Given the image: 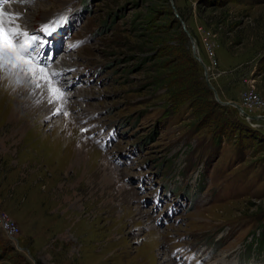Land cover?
Masks as SVG:
<instances>
[{
  "label": "rangeland",
  "instance_id": "rangeland-1",
  "mask_svg": "<svg viewBox=\"0 0 264 264\" xmlns=\"http://www.w3.org/2000/svg\"><path fill=\"white\" fill-rule=\"evenodd\" d=\"M3 7L6 28L13 10L36 37L38 74L4 53L17 67L0 69V212L19 233L0 229V264H264V0ZM180 21L206 65L210 33L206 78ZM175 47L219 100L258 101L199 115L171 101Z\"/></svg>",
  "mask_w": 264,
  "mask_h": 264
},
{
  "label": "trees",
  "instance_id": "trees-1",
  "mask_svg": "<svg viewBox=\"0 0 264 264\" xmlns=\"http://www.w3.org/2000/svg\"><path fill=\"white\" fill-rule=\"evenodd\" d=\"M172 16V14H171ZM174 18L177 20V18L174 16ZM178 22V20L176 21ZM174 47L171 45V48ZM178 50V51H177ZM171 53L175 56V59L177 61H173V64L169 66L168 70L169 73H167L162 79L163 84L166 86V89H169V97L171 98V101H174L175 103H183L186 102L193 110V113L199 115L203 112H206L209 106H213L219 109H223L221 104L213 100L211 103H205L203 101V96L210 95L211 91L207 89L202 82L197 79V77L194 75H191L189 72V69L185 62H193L191 57H189V53H185V49L182 48V52L180 54V48H174V50L171 51ZM179 58H182L181 62L178 60ZM185 60V61H184ZM171 63V62H170ZM202 67V66H201ZM213 123V121H210ZM216 125L220 122L214 121ZM251 126V125H250ZM258 245L260 248L264 251V243H262V240L258 242Z\"/></svg>",
  "mask_w": 264,
  "mask_h": 264
},
{
  "label": "snow or ice",
  "instance_id": "snow-or-ice-1",
  "mask_svg": "<svg viewBox=\"0 0 264 264\" xmlns=\"http://www.w3.org/2000/svg\"><path fill=\"white\" fill-rule=\"evenodd\" d=\"M10 2L11 0H0V69L3 68L5 63L11 64L13 68L17 67V64L13 63L11 60H4V53L10 52L15 56L16 60L22 62V64L30 65V67H28L27 69L21 68V71H27L32 73L33 76H36V73L34 71L35 65L33 64V60L35 58L33 57L32 51L30 50L33 48V43L35 42L36 37L29 36L27 32L22 31L18 27H16L14 25V20L9 21L13 25V27H5V21L3 18L5 15V9L3 6L4 4ZM16 15L18 16L19 14ZM60 19L63 20L64 18L61 17ZM40 72L43 73L44 69L41 68ZM53 75H55V73H53ZM39 78L44 79L46 77L40 76ZM37 86L39 87L38 84ZM53 91L55 93H58V95L55 96L56 99H60L63 97V93L60 92L59 89H54Z\"/></svg>",
  "mask_w": 264,
  "mask_h": 264
},
{
  "label": "built area",
  "instance_id": "built-area-1",
  "mask_svg": "<svg viewBox=\"0 0 264 264\" xmlns=\"http://www.w3.org/2000/svg\"><path fill=\"white\" fill-rule=\"evenodd\" d=\"M204 53L209 61L207 69L210 68L211 63H215V50L213 43L210 40V33L202 35L200 40ZM258 101L257 95L250 92H246L243 99L238 103L242 108L250 106L253 102ZM0 229L6 235V237L12 241H16L19 233L18 225L14 223L6 214L0 212ZM252 240V239H251Z\"/></svg>",
  "mask_w": 264,
  "mask_h": 264
},
{
  "label": "water",
  "instance_id": "water-1",
  "mask_svg": "<svg viewBox=\"0 0 264 264\" xmlns=\"http://www.w3.org/2000/svg\"><path fill=\"white\" fill-rule=\"evenodd\" d=\"M180 23L182 24V27H183V29H184L186 35L188 36L189 41H190V43L192 44V46H193V44L196 45L194 36L191 35V34L187 31V29L185 28V26H184V24H183L182 21H180ZM192 54H193L194 58L197 59V60L200 62L201 66H202V68H203V71H204V76H205V78H206V77H207V67L205 66V63H203V60L201 59V57H200V55H199V52L196 51V50L193 48V50H192ZM206 83H207L208 87L211 89V91H212L214 97L216 98V100H217L220 104H222V105H226V104H228V105H232L233 107H235V108L237 109V111H239L240 113H243V109H242V107H241L239 104H236L235 102H225V101H221V100H219L218 95H217L215 89L212 87L211 83H210L209 81H206ZM247 118H248V117H247Z\"/></svg>",
  "mask_w": 264,
  "mask_h": 264
},
{
  "label": "bare ground",
  "instance_id": "bare-ground-1",
  "mask_svg": "<svg viewBox=\"0 0 264 264\" xmlns=\"http://www.w3.org/2000/svg\"><path fill=\"white\" fill-rule=\"evenodd\" d=\"M10 5V4H9ZM7 6V5H6ZM8 9V8H7ZM8 12L12 15V16H10L11 17V19L12 20H14V23H16V24H18L19 25V29H22V27L20 26V22L18 21V22H16L15 21V19H14V16L16 15V14H18V12H16V11H13V10H7V14L6 15H8ZM20 14V13H19ZM8 18H9V15H8ZM4 19L8 22V19H7V17H5L4 16ZM10 19V18H9ZM10 19V20H11ZM23 31V30H22ZM25 32H27L26 30H25ZM195 44H193V48L196 50L197 48H195ZM197 51V50H196ZM20 70V69H19ZM14 72V71H13ZM15 73V72H14ZM20 73V72H19ZM22 74H24V72L23 71H21V75ZM36 74H38V73H36ZM41 76V75H40ZM46 78H48L47 77V75H44ZM53 89V88H52ZM52 92H53V90H51Z\"/></svg>",
  "mask_w": 264,
  "mask_h": 264
},
{
  "label": "clouds",
  "instance_id": "clouds-1",
  "mask_svg": "<svg viewBox=\"0 0 264 264\" xmlns=\"http://www.w3.org/2000/svg\"><path fill=\"white\" fill-rule=\"evenodd\" d=\"M200 57H201V56H200ZM201 59H202V58H201ZM205 66L207 67L206 64H205ZM207 70H208V69H207ZM252 241H253V240H250V243H252ZM257 244H258V243H257ZM257 244H256V245H257ZM259 249H260V250H263L262 248H260V246H259Z\"/></svg>",
  "mask_w": 264,
  "mask_h": 264
}]
</instances>
